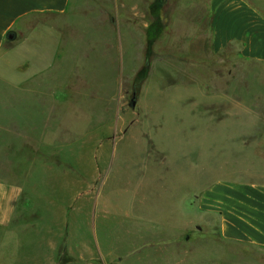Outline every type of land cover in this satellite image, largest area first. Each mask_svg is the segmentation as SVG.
<instances>
[{"label":"rangeland","instance_id":"rangeland-1","mask_svg":"<svg viewBox=\"0 0 264 264\" xmlns=\"http://www.w3.org/2000/svg\"><path fill=\"white\" fill-rule=\"evenodd\" d=\"M148 1L73 0L41 17L61 34L56 64L33 81H0V124L36 111L42 137L29 134L19 159L0 149L8 177L32 164L18 183L26 215L9 240L0 233V264H264V250L222 239L219 218L197 210L196 195L225 177L227 105L216 95L233 65L193 37L209 32L208 0L196 11L195 0H158L169 22ZM242 97L235 108H250Z\"/></svg>","mask_w":264,"mask_h":264},{"label":"crops","instance_id":"crops-1","mask_svg":"<svg viewBox=\"0 0 264 264\" xmlns=\"http://www.w3.org/2000/svg\"><path fill=\"white\" fill-rule=\"evenodd\" d=\"M72 1L0 0V81L18 85L20 81L40 78L54 67L60 52L61 34L54 25L40 19L65 14ZM148 2V13L154 20L159 16L163 22L171 20L170 12L165 11L166 4L158 0ZM208 5L209 32L205 35L195 33L193 37L208 38L211 52L226 53L233 65L227 68L225 97L216 95L218 101L225 100L227 105L222 111L227 119V144L218 149L226 158H221L224 163L218 160L216 165L219 171L225 169V177L196 195L197 210L219 218L222 239L264 250V109L259 104L264 99V90L258 88L264 87V11L258 8L264 1L208 0ZM197 6L200 10L202 0H195V11ZM116 13L118 15V10ZM201 29L200 26L199 32ZM200 43L195 45L198 47L195 52L201 53ZM235 64L241 69V74L236 76ZM243 94L254 100L252 106L246 109L237 104L235 108V102L245 98ZM30 117V121H23L24 113L17 115V128L0 124V149L8 150L9 158H20V144L29 134L41 144L37 112L32 111ZM212 130L219 132V123ZM1 134L8 136L7 142H3ZM2 143L5 145L1 146ZM27 154L28 159L36 158L35 152ZM24 166L23 177L17 178L8 177L9 169H0V233L4 240H9L16 230L15 225L21 223L20 215H26L27 205L21 203L20 207L24 185L18 183L28 180L32 164L27 160Z\"/></svg>","mask_w":264,"mask_h":264},{"label":"water","instance_id":"water-1","mask_svg":"<svg viewBox=\"0 0 264 264\" xmlns=\"http://www.w3.org/2000/svg\"><path fill=\"white\" fill-rule=\"evenodd\" d=\"M132 106H133V107L135 106V102L132 103Z\"/></svg>","mask_w":264,"mask_h":264}]
</instances>
